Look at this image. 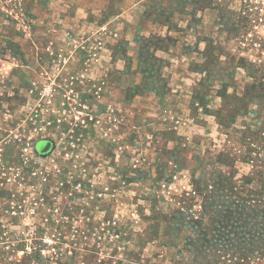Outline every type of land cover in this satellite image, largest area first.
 <instances>
[{"label":"rangeland","instance_id":"obj_1","mask_svg":"<svg viewBox=\"0 0 264 264\" xmlns=\"http://www.w3.org/2000/svg\"><path fill=\"white\" fill-rule=\"evenodd\" d=\"M263 214L264 0H0V264H264Z\"/></svg>","mask_w":264,"mask_h":264},{"label":"water","instance_id":"obj_2","mask_svg":"<svg viewBox=\"0 0 264 264\" xmlns=\"http://www.w3.org/2000/svg\"><path fill=\"white\" fill-rule=\"evenodd\" d=\"M52 143L50 141H43V142H40L38 145H37V151L40 153V154H47L51 151L52 149Z\"/></svg>","mask_w":264,"mask_h":264},{"label":"trees","instance_id":"obj_3","mask_svg":"<svg viewBox=\"0 0 264 264\" xmlns=\"http://www.w3.org/2000/svg\"><path fill=\"white\" fill-rule=\"evenodd\" d=\"M261 217H262V219H263V221H262V227L264 228V214L263 215H261Z\"/></svg>","mask_w":264,"mask_h":264},{"label":"crops","instance_id":"obj_4","mask_svg":"<svg viewBox=\"0 0 264 264\" xmlns=\"http://www.w3.org/2000/svg\"><path fill=\"white\" fill-rule=\"evenodd\" d=\"M150 26L152 25V24H149ZM117 37H118V35H116Z\"/></svg>","mask_w":264,"mask_h":264}]
</instances>
